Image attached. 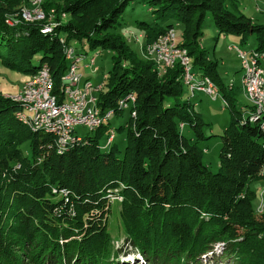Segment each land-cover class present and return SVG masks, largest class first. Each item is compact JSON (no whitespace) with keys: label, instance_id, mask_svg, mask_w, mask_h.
I'll return each mask as SVG.
<instances>
[{"label":"trees","instance_id":"obj_1","mask_svg":"<svg viewBox=\"0 0 264 264\" xmlns=\"http://www.w3.org/2000/svg\"><path fill=\"white\" fill-rule=\"evenodd\" d=\"M3 1L0 64L28 76L48 66L59 95L69 68L65 46L112 52L115 63L98 94L99 106L122 116L119 101L134 95V107L126 111L136 117L115 128L116 138L125 136L124 147L116 138L109 147L102 144L113 128L105 123L94 132L77 133L82 140L59 155L53 136L24 125L17 119L21 105L0 95V264H115L131 255L136 263L140 256L146 264H202L200 257L225 240L227 251L239 254L242 264H264V216H255L248 188L261 180L264 168L263 121H250L251 107L241 110L198 46L202 26L211 18L220 35L237 36L241 44L255 37L256 50L263 53L264 25L237 16L222 0H147L154 21L137 23L147 30L148 44L185 26L183 48L194 72L222 94L230 123L219 136L220 169L214 173L200 147L209 139L206 125L187 103L182 70L160 80L151 64L131 63L126 44L113 33L138 0H47L58 18L68 16L51 34H43L39 24L10 27L6 17L26 1ZM180 123L190 128L192 139ZM54 190L67 191V198ZM114 196L122 198V237L108 229Z\"/></svg>","mask_w":264,"mask_h":264},{"label":"rangeland","instance_id":"obj_2","mask_svg":"<svg viewBox=\"0 0 264 264\" xmlns=\"http://www.w3.org/2000/svg\"><path fill=\"white\" fill-rule=\"evenodd\" d=\"M222 1L226 6V9L233 12L237 16H244L254 24L264 25V0ZM0 5L7 7L3 0H0ZM112 5V1L108 2L105 9H98V14L104 13ZM51 9L55 10L54 7ZM17 12L18 11L15 13ZM62 14L63 13H61L60 16L61 18H64ZM65 19L68 20V16ZM123 21L124 25L113 33L122 39V41L126 44L131 63L135 62L136 60L142 63L151 64L153 71L162 81L167 79L169 75L173 74L174 71H177L179 68L182 70L179 80L181 81L186 93H189L188 97L185 95L186 100H188V102H186L189 103L194 113H199L202 116L203 122L206 125L204 134L206 137H209L207 141H204L200 145V147L204 150V162L208 168L212 170V172L217 173L220 169L219 155L222 148V141L219 136L224 133L225 129L230 123V111L225 106L222 94L220 93L218 99L213 100L208 94H204L203 92L195 93L189 89L186 79V69L180 61L179 56L177 57L178 61H173L174 63L172 65L160 66L156 59L147 55L146 46L148 43H146L145 39L147 30L137 24L141 21L148 23H152L154 21L153 14L149 8V5L147 4V0H138L131 3L123 16ZM175 31V46L177 50H186L183 48V45L185 44V26L183 27L181 24H179L176 26ZM198 42L199 48L205 51L207 54V61L214 63L216 66L221 83L225 87L226 91L236 99L239 107L243 106L241 110L248 109V107L251 106V102L248 96H246V92L242 86L244 70L241 58L233 49V47L261 53L256 50V38L249 37L246 43L241 44L240 39L237 36L220 35L216 29L214 21L210 18L202 26L201 35ZM74 46L79 52H82L86 55L85 64H88L90 60L93 61L91 68L87 69L86 75L90 81L97 85V89L94 90V95L99 100L98 94L104 89V87L106 89L107 84L109 83V72L113 68L116 55L112 52L101 51L99 49L92 50L88 45L76 44ZM179 54L180 53H177L176 56ZM36 63L37 61L35 60V64ZM197 78L199 77L197 76ZM30 80L32 81V76L9 70L3 64H0V95L3 97L13 100V97L18 98V94L21 91L23 92L25 89H27V91L28 89L31 90V87L34 88V84H32ZM28 82L29 84H27ZM170 101L174 103L176 101H180V99H170ZM14 102L18 103L17 101ZM119 106V110H121L124 114L119 116L114 111L112 112L113 115L107 122L108 124H112L113 128L111 130L118 128L121 125H125L130 117H132V119H135L136 117L134 113L132 115L129 113V111H125L121 104H119ZM131 107H134L133 104H131ZM107 113H109V111H107ZM179 128L183 131L187 138H193V133L190 128L186 127L182 123H180ZM77 133L79 135H85L90 132L87 128L79 127L77 128ZM124 137L125 136L123 134L117 135L116 138V142L119 143L121 147L125 146ZM106 142V139L102 140V144L104 143L106 144L104 145L105 147H109L110 144H107ZM22 149L26 156L29 155L30 149L27 144L24 145ZM260 176L261 180L248 184L249 190L253 193L252 208L255 216L259 220H261L264 216V173L262 172ZM58 197L61 198L60 196ZM120 203L121 202L119 200H114L111 205V215L109 218L108 229L114 237H119V235L122 237ZM241 239L242 238L235 239L234 241H240ZM122 241L123 238H120L116 242H118L120 245ZM225 241L226 242H217L213 251H210L200 257L202 258V261L200 262L202 264H242L243 261L239 260V254L229 253L227 251V240ZM245 247L247 248L249 245H246ZM251 255H253L255 259H258L259 257L258 253L256 252H251ZM245 257L248 258L247 256ZM138 259L139 261L136 263V258L134 257H128L127 259L126 257H123L115 264H126V262H129L130 264H146V262L142 260L140 256Z\"/></svg>","mask_w":264,"mask_h":264},{"label":"built area","instance_id":"obj_3","mask_svg":"<svg viewBox=\"0 0 264 264\" xmlns=\"http://www.w3.org/2000/svg\"><path fill=\"white\" fill-rule=\"evenodd\" d=\"M26 4L15 14L6 17V23L10 27H17L21 24H39L43 34H51L62 22L67 14L63 13L58 18L55 10L47 9V0H25ZM176 28L168 30L160 35L157 40L146 46L148 56L156 59L160 66L172 65L173 61H180L186 69V79L189 89L196 92H203L211 96L213 100L218 99L220 91L209 78H197L193 70L190 56L186 50L179 51L175 46ZM62 42L64 40L62 39ZM241 58L243 66L242 86L251 102V122L262 120L264 132V52L257 53L233 47ZM177 53H180L176 56ZM65 54L69 62L67 73L62 78L60 94L54 93V80L50 68L44 65L38 72L32 75L34 88L21 91L17 101L22 110L17 113V119L32 131L50 134L55 139V147L59 155L64 154L70 145L82 140L77 134V128H87L94 132L103 124L109 121L113 115L112 110L103 112L98 105L99 100L94 95L97 89L86 75L88 68H91L93 61L85 64L86 55L78 54L75 46H65ZM29 81V82H30ZM29 82L27 84H29ZM95 85V86H94ZM135 96L129 95L126 99L119 101L123 109L130 110L134 105ZM120 107V106H119ZM136 116V113L131 111ZM116 138V131L111 130L107 144H112ZM264 173V168L262 170ZM261 172V174H262ZM61 198H67L65 190H54ZM122 198L114 196L112 201Z\"/></svg>","mask_w":264,"mask_h":264},{"label":"bare ground","instance_id":"obj_4","mask_svg":"<svg viewBox=\"0 0 264 264\" xmlns=\"http://www.w3.org/2000/svg\"><path fill=\"white\" fill-rule=\"evenodd\" d=\"M132 257H134L133 255H131V256H129V258H132ZM127 259V258H126ZM126 264H130L129 262H126Z\"/></svg>","mask_w":264,"mask_h":264}]
</instances>
